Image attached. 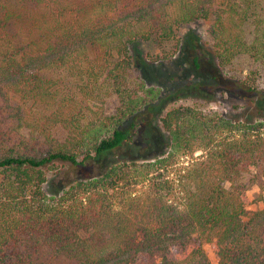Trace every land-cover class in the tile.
<instances>
[{
	"label": "trees",
	"instance_id": "trees-1",
	"mask_svg": "<svg viewBox=\"0 0 264 264\" xmlns=\"http://www.w3.org/2000/svg\"><path fill=\"white\" fill-rule=\"evenodd\" d=\"M198 21L220 69L264 60V0H0V264H210L206 245L264 264V210L242 183L264 179V118L173 107L161 155L100 166L148 139L162 101L135 47L170 61ZM57 163L77 177L50 195Z\"/></svg>",
	"mask_w": 264,
	"mask_h": 264
},
{
	"label": "rangeland",
	"instance_id": "rangeland-1",
	"mask_svg": "<svg viewBox=\"0 0 264 264\" xmlns=\"http://www.w3.org/2000/svg\"><path fill=\"white\" fill-rule=\"evenodd\" d=\"M210 24L198 21L185 28L181 46L170 61L161 62L164 52L171 51L170 46L165 51L153 42L135 47L138 70L149 87L161 91L162 101L146 115L144 125L146 133L150 132L148 139L109 154L100 163L101 168L123 160H149L161 155L166 150L161 119L173 107L189 106L206 115L233 121L264 118V60L242 56L226 69H220L208 33ZM112 103L110 107H113ZM57 166L56 171L47 173L45 189L50 195L77 177L66 164L57 163ZM255 174L246 173L242 178L247 188L250 213L264 210V179H255ZM205 252L210 264H220L213 246L206 245ZM150 262L149 256L142 254L135 264Z\"/></svg>",
	"mask_w": 264,
	"mask_h": 264
}]
</instances>
